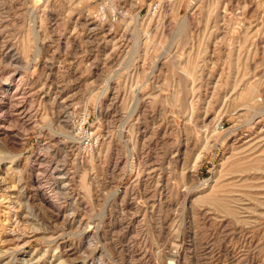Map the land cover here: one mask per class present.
<instances>
[{"label":"rangeland","instance_id":"374dc122","mask_svg":"<svg viewBox=\"0 0 264 264\" xmlns=\"http://www.w3.org/2000/svg\"><path fill=\"white\" fill-rule=\"evenodd\" d=\"M245 144L264 157V0H0V264H264Z\"/></svg>","mask_w":264,"mask_h":264},{"label":"bare ground","instance_id":"6f19581e","mask_svg":"<svg viewBox=\"0 0 264 264\" xmlns=\"http://www.w3.org/2000/svg\"><path fill=\"white\" fill-rule=\"evenodd\" d=\"M236 14H239L238 12L236 13ZM239 16V15H238ZM152 20H153V18H152ZM245 24V23H244ZM240 30H242V29H240ZM241 32H244L243 33V36H244V40H242L241 39V41L243 42L244 41V44H246L247 42L246 41H248V40H250V30H249V27H245V29H243ZM238 36H239V34H238ZM240 36H241V34H240ZM242 36V37H243ZM240 38H238V40H239ZM256 40V39H255ZM26 48H28V47H26ZM192 59H193V57H192ZM192 59L190 58V57H188L187 58V60L186 61H184V64H183V61H177L178 62V64H179V66H180V68H181V70H182V72H184V73H186V75H188V76H193V73H194V71H195V69H196V65H195V62L194 61H192ZM198 71H200V70H198ZM197 76V75H196ZM194 78H192V80H193ZM254 85V84H253ZM255 89V88H254ZM182 92V91H181ZM248 94V93H247ZM179 95V94H178ZM180 97H182V94H181V96ZM255 97V96H254ZM254 97L252 96L250 99H249V102H248V104H249V106H250V108H252V109H254L255 107H257L258 106V104H257V100L255 99L254 100ZM256 97H258L257 95H256ZM100 103V102H99ZM192 104V103H191ZM248 106V107H249ZM87 112V111H86ZM86 115H87V117H88V113H86ZM85 115V116H86ZM68 119H67V121H66V123H65V126L66 127H68V130H70V129H74L73 130V132L75 131V134H76V136H78L80 133H83V134H81L82 135V137H84L83 139H81L82 141V143L84 144V142L86 141V139H88V142H91V143H89V144H91V156H89V157H84L83 158V160H82V163L84 164V166H87L88 164H93L94 163V161H96V160H100V156H101V151L103 150V148H104V146H105V144H107L108 145V141H107V139L105 138V136H104V134H103V137L105 138H103L102 139V144H101V138L100 137H98V136H96L97 138L95 139V143H93L92 141V138H93V133H95V132H90V131H85L84 130V132L82 131L83 130V123H81V124H77L76 123V125H74L73 124V128H71V124H70V122H69V117H67ZM84 120H86L85 119V117H84ZM254 123V133L255 134H259L260 132H258V130L256 129V124H257V122H253ZM90 128H91V126H90ZM89 129V128H88ZM79 130V131H78ZM77 131V132H76ZM251 131V130H250ZM73 132H71V134L73 135V137H72V139L75 141H77L78 139L76 138V136H74V134H73ZM98 133H101V132H98ZM93 134V135H92ZM96 134V133H95ZM98 135V134H97ZM251 135H253V133L251 134ZM80 136V135H79ZM101 137H102V135H101ZM80 138V137H79ZM80 143V142H79ZM217 144V143H216ZM235 144V143H234ZM237 144V143H236ZM257 144V143H256ZM255 144V145H256ZM261 144V143H260ZM80 145V144H79ZM101 145V147H99ZM258 145V144H257ZM240 146V145H239ZM253 145H247V144H245V146L244 147H242V148H246V149H242V151H239L238 153H236V155L237 156H240V158H238L239 159V161H238V163L236 162L235 164H236V168H230L229 170H231L229 173H231V174H234V173H238V172H240V173H247V172H251V171H253V170H255V168H256V170H257V167H255L256 165H258V163L259 162H261L262 163V161H264V157H263V155H259V156H256V157H253V156H255L254 154L256 153V148L255 147H252ZM254 148V150H252V149H249V148ZM105 149V148H104ZM237 149V148H236ZM239 150H241L240 148H238ZM238 149L237 150H233L234 152H237L238 151ZM262 149V148H261ZM263 152V151H262ZM234 156V155H233ZM230 157V156H229ZM230 159V158H229ZM101 161V160H100ZM256 164V165H255ZM259 165H261V164H259ZM258 165V166H259ZM231 166H232V164H231ZM260 167V166H259ZM260 169V168H259ZM194 173L192 172V175H191V178H192V176L194 177V175H193ZM257 174V173H256ZM255 174V175H256ZM189 175V176H190ZM229 176V175H228ZM243 176H245V175H243ZM247 176H249V175H247ZM246 176V177H247ZM239 177H241V176H239ZM232 178V177H231ZM250 178V177H249ZM248 177H247V179H249ZM193 179V178H192ZM191 179V180H192ZM241 179H242V177H241ZM240 179V180H241ZM247 179H246V182H244V183H247ZM195 180V179H194ZM228 180V179H227ZM84 181V180H83ZM232 181V180H231ZM249 181H252V180H249ZM254 181V180H253ZM236 182V181H235ZM234 182V183H235ZM237 183V182H236ZM229 184V183H228ZM238 184V183H237ZM224 185V184H223ZM228 187V186H227ZM236 187V186H235ZM233 188V187H232ZM228 191V190H227ZM229 193V192H228ZM242 196V195H241ZM229 197V195L228 196H226L225 198L227 199H221V201H226V202H229L230 200L229 199H231L233 202H236L238 199H236V198H233V197H230V198H228ZM215 200V199H214ZM219 200V199H218ZM224 201V202H225ZM218 202V201H217ZM226 202L224 203L225 205H226ZM221 203V202H220ZM193 204V203H192ZM231 204V203H230ZM224 205V206H225ZM228 205V204H227ZM221 206V205H220ZM224 206H222V207H224ZM226 207V206H225ZM220 208V207H219ZM228 210V209H227ZM233 210V209H232ZM231 210V211H232ZM230 211V210H229ZM235 211V210H234ZM234 211H232V212H234ZM234 213H236V212H234ZM17 249V248H16Z\"/></svg>","mask_w":264,"mask_h":264},{"label":"built area","instance_id":"2783aa9c","mask_svg":"<svg viewBox=\"0 0 264 264\" xmlns=\"http://www.w3.org/2000/svg\"><path fill=\"white\" fill-rule=\"evenodd\" d=\"M89 116V115H88ZM86 120H84V123L86 122V121H88V117H86L85 118ZM89 143H91V142H88V139H86V141L84 142V145L87 147V145L89 146Z\"/></svg>","mask_w":264,"mask_h":264}]
</instances>
